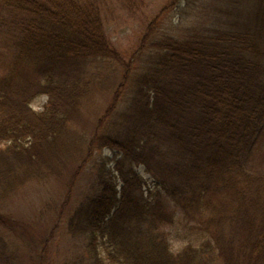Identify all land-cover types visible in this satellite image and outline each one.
<instances>
[{
  "label": "trees",
  "instance_id": "1",
  "mask_svg": "<svg viewBox=\"0 0 264 264\" xmlns=\"http://www.w3.org/2000/svg\"><path fill=\"white\" fill-rule=\"evenodd\" d=\"M100 1L0 0V264H22L6 241L21 235L6 209L16 191L52 178L67 186L39 233L34 264H47L86 176L66 223L68 264H264V0L216 4L210 24L183 35L151 24L130 59ZM103 86L111 96L96 116ZM178 223L190 241L174 251Z\"/></svg>",
  "mask_w": 264,
  "mask_h": 264
},
{
  "label": "rangeland",
  "instance_id": "2",
  "mask_svg": "<svg viewBox=\"0 0 264 264\" xmlns=\"http://www.w3.org/2000/svg\"><path fill=\"white\" fill-rule=\"evenodd\" d=\"M169 1L146 0L140 7L134 3L126 7L124 0H104L102 3L100 1L107 35L110 37L114 46L121 51L124 58L130 59L132 52L141 46L142 39L151 24L156 27V34L175 33L177 35H183L186 33V26H200L202 23L210 24L214 17L208 13L212 14L216 10V4L219 8L227 3V0H179L172 6L163 9ZM201 15L203 17H200ZM156 16H158V23L154 21ZM145 55L148 56L149 53H145ZM150 65L151 63L145 62L143 68L148 69ZM115 68L118 69L119 67ZM120 69L123 68L120 67ZM144 69L139 68L137 73H141ZM111 71L112 67L106 65L105 72L111 75ZM119 76L120 74L117 72L118 79H120ZM114 79L115 75L111 76L110 81L113 83ZM103 87L105 90L102 93H105V96L102 97L99 93L98 96L100 97L95 100V105L92 107L96 116H100L103 108L109 104L108 100L111 96V89L106 88V86ZM132 89L133 83L128 86L125 92V103L121 105L120 111H124L127 108ZM46 101L47 96L38 97L34 101L33 107L43 109ZM91 127L93 128V126ZM5 142L1 141L0 144L3 146ZM114 153L111 149H103V154L113 156ZM99 156L97 154V157ZM140 170L149 181L153 178L149 173L144 172V166H140ZM86 171L87 168H84L82 175H86ZM89 177L78 178L77 186L73 192L75 195L72 196L71 202L69 201L66 204L67 207L62 213L60 230L61 235L66 239H59V241L56 239L53 245L52 243L50 244V251L48 250L50 254L47 264H68L66 260L71 261V244L67 240V238L71 237L68 236V224L66 223L74 215L79 205L80 200L77 199L79 197V191L88 189V186L85 188L82 185L83 183H89ZM66 190L67 186L61 180H55V178L46 182L42 181V183L26 182V186L20 187L15 195L9 199L6 209L17 219L20 227L17 231L21 234L19 235L11 231L8 232V235L6 234V241L8 243L7 253L12 258H18L16 262H19L20 259L22 264H34V258H36V254L41 248V245H38L39 235L43 234L50 227V223L53 222V218L50 217L53 216L50 203L53 208L61 210ZM189 227V224L183 227L180 223L173 227L174 231L171 236V244L174 251L181 250L190 241L187 231ZM27 230L28 234L25 233ZM34 249L38 250L34 251Z\"/></svg>",
  "mask_w": 264,
  "mask_h": 264
}]
</instances>
